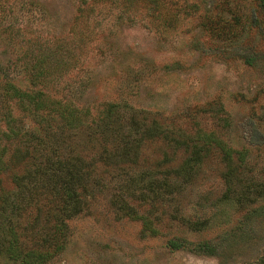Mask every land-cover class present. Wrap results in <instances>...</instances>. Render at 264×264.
<instances>
[{
    "label": "rangeland",
    "instance_id": "1",
    "mask_svg": "<svg viewBox=\"0 0 264 264\" xmlns=\"http://www.w3.org/2000/svg\"><path fill=\"white\" fill-rule=\"evenodd\" d=\"M88 7L93 14L82 16ZM83 31L94 42L62 86L73 102L126 104L179 141L177 134H212L227 149L248 151L244 179L264 178V15L253 0H0V82L30 89L32 58L51 42L75 47L70 41ZM184 148L147 144L142 168H176ZM202 160L193 183L158 209V237L117 221L99 198L69 222L67 246L50 264H264V212L221 203V151L211 147ZM173 216L211 221L188 233ZM174 236L189 244L170 251ZM203 242L218 255L195 251Z\"/></svg>",
    "mask_w": 264,
    "mask_h": 264
},
{
    "label": "trees",
    "instance_id": "2",
    "mask_svg": "<svg viewBox=\"0 0 264 264\" xmlns=\"http://www.w3.org/2000/svg\"><path fill=\"white\" fill-rule=\"evenodd\" d=\"M253 1L264 15V0ZM80 13L92 15L93 10ZM73 37L75 47L69 41L68 47L51 42L32 58L30 89L0 82V260L50 264L67 246L69 222L99 198L107 199L117 221L138 222L143 234L158 237V209L193 183L211 147L221 151L225 167L221 203L236 211L264 212V178L243 177L247 150L227 149L214 135L199 131L193 138L177 134L181 142L159 120L126 104L73 102L62 86L85 61L88 51L83 47L94 42L85 31ZM242 60L249 67L256 62L252 57ZM160 141L185 146L188 157L176 168H142L144 147ZM177 220L188 233L211 221ZM188 244L181 236L166 240L172 252ZM194 249L210 256L219 252L206 242Z\"/></svg>",
    "mask_w": 264,
    "mask_h": 264
}]
</instances>
